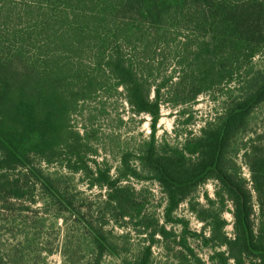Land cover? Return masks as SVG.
<instances>
[{
	"label": "rangeland",
	"instance_id": "obj_1",
	"mask_svg": "<svg viewBox=\"0 0 264 264\" xmlns=\"http://www.w3.org/2000/svg\"><path fill=\"white\" fill-rule=\"evenodd\" d=\"M104 1L0 0V58L34 77L62 79L72 99L69 142L49 164L35 159L54 181L57 197L34 182L14 209L0 210V264H223L219 254L226 247L210 240V226L224 205V231L232 239L231 205L216 199L217 183L210 180L172 207L139 157L150 148L151 119L134 113L125 87L108 68L119 56L149 83L173 75L175 84L180 40L193 34L167 28L150 51H134L111 25ZM237 79L196 101L168 85L154 136L157 152L195 159L202 130L239 96V83L264 79V50ZM247 153L264 157V103L253 109L225 160L226 169L233 173L236 166L249 185ZM97 169L104 176L90 172ZM115 197L125 202L128 217L116 208ZM95 234L105 242L101 257Z\"/></svg>",
	"mask_w": 264,
	"mask_h": 264
},
{
	"label": "trees",
	"instance_id": "obj_2",
	"mask_svg": "<svg viewBox=\"0 0 264 264\" xmlns=\"http://www.w3.org/2000/svg\"><path fill=\"white\" fill-rule=\"evenodd\" d=\"M105 1L109 3L103 10L108 13L111 25L123 37V43L134 51H150L161 43L167 28L193 34L180 40L181 51L177 57L180 71L175 84L172 83L174 76L170 75L153 85L143 78L142 72L127 67L119 56L110 60L108 68L117 84L125 87L127 102L134 113L151 119L150 148L139 157L168 194L172 207L177 208L196 187L214 180L216 199L231 205L229 212L233 218L232 239L224 231L227 224L223 217L224 205L210 226V240L216 246L226 247V252L219 254L221 262L264 264V157L250 158L247 153L249 185L236 166L233 173L225 167L234 137L241 133L253 109L264 103V79H243L239 83V96L217 122L215 119L202 130L195 159L176 152L162 155L154 144L162 91L168 85L183 88L191 95V101H196L198 96L222 83H234L264 50V0ZM65 86L60 78L34 77L17 69L11 59L0 58L1 211L14 209L15 202L26 198L34 182L50 196L57 197L54 181L42 172L35 159L49 164L69 142L67 117L72 99L65 95ZM90 172L101 174L100 178L104 176L100 169ZM107 186L110 189L113 184ZM119 198L115 197L113 202L121 215L128 217L125 202ZM94 237L101 257L106 249L104 239L99 234Z\"/></svg>",
	"mask_w": 264,
	"mask_h": 264
}]
</instances>
